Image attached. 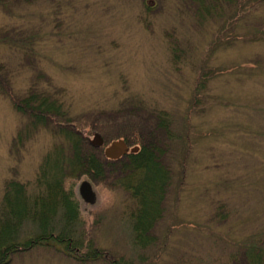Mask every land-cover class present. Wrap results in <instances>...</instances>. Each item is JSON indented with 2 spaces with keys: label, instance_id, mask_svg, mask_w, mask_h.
<instances>
[{
  "label": "rangeland",
  "instance_id": "1",
  "mask_svg": "<svg viewBox=\"0 0 264 264\" xmlns=\"http://www.w3.org/2000/svg\"><path fill=\"white\" fill-rule=\"evenodd\" d=\"M174 1L0 0V201L8 179L35 191L37 168L67 121L87 141L98 132L106 144L125 135L154 143L172 177L149 247L133 243L129 193L82 175L75 190L88 180L96 201L79 197L78 236L105 257L81 262L41 245L8 264H250V238L264 237V20L208 35L197 5ZM239 3L227 21L241 24L259 8ZM30 91L64 119L27 120L12 99Z\"/></svg>",
  "mask_w": 264,
  "mask_h": 264
},
{
  "label": "trees",
  "instance_id": "2",
  "mask_svg": "<svg viewBox=\"0 0 264 264\" xmlns=\"http://www.w3.org/2000/svg\"><path fill=\"white\" fill-rule=\"evenodd\" d=\"M239 1L176 0L174 3L180 7L186 3L197 5L196 13L201 19H197L196 24L210 21V35L227 26L238 30L247 23L249 32L254 22L264 20V0H252L259 8L251 6L248 17L243 13L241 24L227 21L226 15L231 16L234 7L239 6ZM212 27L216 32H211ZM12 101L15 109L27 120L29 117L31 123L47 125V122L64 119L66 115L44 93L42 95L30 91L26 97L13 98ZM164 116V111L158 113V125L168 131ZM59 127L61 135L57 138L56 146L47 151L37 168L33 180L35 191L30 192L25 182L13 178L4 183L0 201V264H8L14 255L26 253L41 245H57L67 256L81 262L97 261L105 257L102 248L94 247L92 242L86 244L83 236H78L76 224L81 219L75 183L82 175H88L97 182L112 180L129 193L136 205L130 213L133 243L141 248L149 247L154 241L151 230L162 217L163 201L172 178L170 169L158 161L154 143L144 141L138 152L118 160H108L89 145L86 137L71 121L59 124ZM23 132V128L18 130L16 138L20 140ZM124 137L129 141L128 135ZM27 223L32 228L30 233H26ZM247 246L246 254L250 264H262L264 237L250 238ZM127 262L123 258H114L109 264Z\"/></svg>",
  "mask_w": 264,
  "mask_h": 264
},
{
  "label": "water",
  "instance_id": "3",
  "mask_svg": "<svg viewBox=\"0 0 264 264\" xmlns=\"http://www.w3.org/2000/svg\"><path fill=\"white\" fill-rule=\"evenodd\" d=\"M89 143L94 148L102 147L104 141L99 133H94L92 138L89 139ZM139 150V146H133L129 148L127 143L123 139H116L110 142L103 150L104 155L108 159H118L128 153H136ZM79 195L84 202L93 204L96 200L95 192L92 189L91 184L84 180L79 185Z\"/></svg>",
  "mask_w": 264,
  "mask_h": 264
}]
</instances>
